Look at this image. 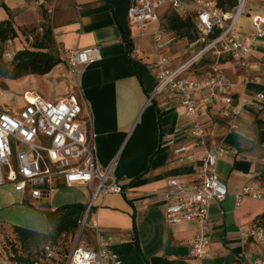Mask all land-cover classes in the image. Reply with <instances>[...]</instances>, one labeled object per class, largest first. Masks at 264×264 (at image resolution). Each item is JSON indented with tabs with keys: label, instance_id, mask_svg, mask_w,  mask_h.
Listing matches in <instances>:
<instances>
[{
	"label": "crops",
	"instance_id": "obj_1",
	"mask_svg": "<svg viewBox=\"0 0 264 264\" xmlns=\"http://www.w3.org/2000/svg\"><path fill=\"white\" fill-rule=\"evenodd\" d=\"M132 1L58 0L55 7L57 16L53 33L63 59L70 49L99 48L100 59L82 68L76 89L83 102L84 114L93 118L99 162L107 166L116 158L115 175L124 189L123 193L108 195L101 206L93 209L92 218L98 220L111 248L122 258V264H236L245 255L251 259L264 256L263 245L243 240L240 232V228L248 229L253 219L264 212V207L258 211H252L250 207L261 200L244 198L237 207L234 195L246 185L257 187L260 184L258 175L264 173L261 162L264 103L247 106L238 120L240 127L237 130L229 128L217 105L202 118L211 141H221L227 147L226 155L218 160V172L226 182L229 194L223 201L214 199L211 202V257L202 262L194 261L190 249L197 226L194 222L168 223V202L163 191L172 178L196 180L200 171L196 161L203 157L205 150L189 148L185 153L174 152L181 145L191 144V126L175 92L166 89L148 102L157 88L152 70L153 48L150 38L140 36V31L130 25L128 9ZM8 2L6 5L10 9L21 5L15 1L14 5H9ZM34 9L37 14L42 12L41 8ZM258 11L259 0L248 2L246 13L241 17L240 25L244 30L252 29L251 17ZM8 19L16 18L4 16L0 20ZM155 27L154 23L146 25L147 30ZM126 30L133 40L131 48L125 39ZM166 37L169 48L174 39ZM189 45L193 57L200 45L196 41ZM166 53L171 57L172 65L179 66L167 49ZM213 55L216 65L203 77L218 71L236 81L234 76L222 72L223 64L219 61L233 62L235 74L240 71L237 63L228 57H218L215 52ZM250 63L254 78L261 83L240 86L236 94L239 102L264 91V79L261 78L264 77V39L253 48ZM62 67L66 69L64 62L49 74H32L24 80H42ZM68 77L70 84L66 86L71 91L75 81L69 73ZM26 86L22 83V88ZM71 187L83 191L88 188ZM86 190L80 197L71 196L64 204L86 206L91 197V191L88 195Z\"/></svg>",
	"mask_w": 264,
	"mask_h": 264
},
{
	"label": "built area",
	"instance_id": "obj_2",
	"mask_svg": "<svg viewBox=\"0 0 264 264\" xmlns=\"http://www.w3.org/2000/svg\"><path fill=\"white\" fill-rule=\"evenodd\" d=\"M7 2L10 0H2ZM28 8H43L51 15L58 0H12ZM259 11L252 15V29L241 27V17L246 13L248 0H239L237 6L225 11L216 0H133L128 9L130 25L140 36L150 38L154 60L152 70L157 88L149 97L166 89L175 92L184 107L191 126V144L174 149L176 154L189 148H203L205 154L197 160L199 177L186 181L179 177L169 180L163 191L168 202L166 219L176 225L194 222L197 226L190 257L204 261L211 257L210 207L214 199L223 201L229 194L228 186L218 172V160L227 153L221 141H211L203 116L214 106L219 107L221 118L231 130L239 129V118L247 106L264 103V91L239 102L237 89L249 83H261L252 76L250 57L255 45L264 39V0H259ZM161 8H168L181 18L193 15L197 22L198 52L190 60L173 66L166 53L168 36L163 27ZM156 24L148 31L146 25ZM235 61L243 75L239 81L226 78L218 71L198 78L187 75L193 64L210 52ZM6 57V56H5ZM9 55L8 58H12ZM100 59L99 48H75L67 50L63 62L74 79V88L66 96L48 99L37 92L27 93L22 104L0 105V186L13 184L16 191L24 192L33 201H47L54 189L60 186H86L91 197L79 220V227L60 264H122L123 260L108 241L93 209L101 206L110 194L124 192L115 175L116 158L107 166L99 162L97 134L93 118L84 114L83 102L77 92V80L81 70ZM264 167V154L261 158ZM264 173L259 174L262 176ZM236 206L244 198L264 200V184L244 186L235 194ZM89 227L91 230L85 234ZM243 240H253L264 249V227L253 222L248 229L240 228ZM66 234L62 235L65 239ZM45 255L53 260L59 252L49 244L44 245ZM243 264H264V256L245 257ZM0 264L7 261L0 259ZM34 264H41L39 261Z\"/></svg>",
	"mask_w": 264,
	"mask_h": 264
},
{
	"label": "rangeland",
	"instance_id": "obj_3",
	"mask_svg": "<svg viewBox=\"0 0 264 264\" xmlns=\"http://www.w3.org/2000/svg\"><path fill=\"white\" fill-rule=\"evenodd\" d=\"M248 2H251V0H248ZM7 4L14 5L15 3L10 0ZM0 5V19L4 16L6 18L8 16L16 18L12 19V22L18 32V36L15 39L6 42L0 41L6 59H8L9 55H14L18 50L32 47L34 39L32 40L29 37L30 34L34 32L41 34L46 27H51L53 29L56 25L57 14L55 12L53 15L46 12H40V14H37L34 8L22 7L21 5L7 10L3 6L1 0ZM167 9L168 8H164L165 11H167ZM164 10H161V13L163 12L162 14L160 13L162 16L164 15ZM165 16L162 18L163 27L169 34L168 36L174 39L169 48H167V51L174 56V59L179 65L184 64L190 60L193 54L189 45L191 40L187 37H182L175 32H169L170 30H168V22L165 20ZM136 29L137 28H135V30ZM136 31L138 32V29ZM148 31H151V29L149 28ZM55 46L58 49L56 42ZM219 63L223 64L221 70L224 74L234 76V78L237 79L236 81L241 79L240 77L243 75V71H238V73L235 74L233 62L224 59L219 61ZM213 65H216V56L213 55V52H210L203 61L189 68L186 74L195 77H203L212 70ZM67 71V68L65 69L62 67L59 68L54 75L46 76L39 81L31 80L30 82L26 81V79L24 80V77L9 82L10 79L0 76V105H21L26 99V94L30 92H37L44 97L46 96V98L47 96L53 98L66 96L70 91L66 86L70 84V78L68 77ZM254 77V75L250 76V78ZM261 78L263 81L264 77ZM64 80L67 81L61 85L60 83L64 82ZM22 83L27 84V86L22 88ZM45 93L47 95H45ZM85 190L86 189L84 188V191ZM87 190L89 192L87 194L89 195L90 190L88 188ZM84 191L83 189L80 190L74 187L60 186L52 191L49 201L35 202L26 197L24 192L16 191L13 184L0 186V225L6 227H0V256L2 255L4 238L10 233V229L7 228L21 226L40 232H46L49 225L45 216V211L55 209L59 205H65L64 203L71 199V196L80 197L85 194ZM258 202L261 203L251 204L250 207L252 211H258L264 207V204L262 203L264 200ZM90 231L89 227H87L85 234H88ZM70 243H68V246H70Z\"/></svg>",
	"mask_w": 264,
	"mask_h": 264
},
{
	"label": "trees",
	"instance_id": "obj_4",
	"mask_svg": "<svg viewBox=\"0 0 264 264\" xmlns=\"http://www.w3.org/2000/svg\"><path fill=\"white\" fill-rule=\"evenodd\" d=\"M2 1V0H1ZM239 0H216V5L225 11L233 10ZM3 6L9 7L3 2ZM1 7V5H0ZM42 12H47L43 8ZM168 22L169 32H175L182 37H187L191 41L198 39L197 22L193 15L181 18L176 12L171 11L165 16ZM164 31L167 35L166 29ZM18 32L11 19L0 21V41L6 42L15 39ZM34 39L30 48L18 50L11 59L4 56L3 46L0 45V76L11 80L19 79L28 75H46L56 66L63 62L58 49L55 46L53 29L46 27L41 34L34 32L29 36ZM125 39L129 48L133 46V40L129 31H125ZM260 183L264 184V174L259 177ZM86 206L80 203L68 204L55 210H46L45 216L49 228L46 232L21 226H14L10 233L4 238L2 255L0 258L7 261V264H34L39 261L41 264H60L62 256L67 252L73 235L79 227ZM253 222H257L264 227V212L257 215ZM5 227L0 225V227ZM6 228V227H5ZM134 231L137 233L136 226ZM66 238L62 239V235ZM49 244L59 252L58 258L53 260L45 255L44 245ZM236 264H243L241 260Z\"/></svg>",
	"mask_w": 264,
	"mask_h": 264
}]
</instances>
